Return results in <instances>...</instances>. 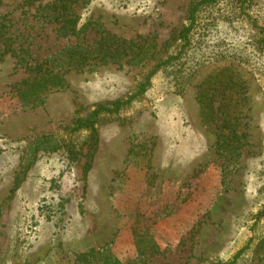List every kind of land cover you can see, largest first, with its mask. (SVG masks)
<instances>
[{
	"label": "rangeland",
	"instance_id": "1",
	"mask_svg": "<svg viewBox=\"0 0 264 264\" xmlns=\"http://www.w3.org/2000/svg\"><path fill=\"white\" fill-rule=\"evenodd\" d=\"M24 1L1 0L0 15L15 25L24 16L34 21L37 4L49 0ZM193 1L87 0L82 21L91 18L126 40L145 36L158 53L141 65L70 69L63 88L26 102L16 88L27 71L0 31V264H75V254L98 248L120 264H216L244 248L235 264H264V57L246 52L229 63L220 50L208 56L249 42L223 6L211 9L216 23L179 52L191 72L157 71L143 94L100 116L95 143L85 131L68 130L96 105L126 99L157 59L179 51ZM248 13L264 21V0H252ZM98 25L87 30L88 39ZM38 33L41 54L65 42L51 25ZM220 71L237 73L245 86L233 105L237 154L219 148L197 101L198 85ZM44 136L51 144L34 150ZM145 232L159 251L142 260L134 235Z\"/></svg>",
	"mask_w": 264,
	"mask_h": 264
},
{
	"label": "trees",
	"instance_id": "2",
	"mask_svg": "<svg viewBox=\"0 0 264 264\" xmlns=\"http://www.w3.org/2000/svg\"><path fill=\"white\" fill-rule=\"evenodd\" d=\"M39 1L25 0L24 4L32 5ZM86 2L87 0H49L45 3H38L35 15L32 16L36 20H28L24 16L18 25H15L12 18L0 15V31L3 30L1 37L4 39L3 42L6 41L5 47L14 53L16 65L24 68L28 74L16 88L17 97L21 101L26 102L34 99L45 90L63 88L65 74L70 69L92 67L96 64L109 62L141 65L158 53L154 42L145 36L140 35L137 38L126 40L108 33L91 18L82 21L81 9L84 8ZM251 3L252 0H196L191 2L188 8V23L180 30L177 37L181 41L179 51L165 59H157L158 61L146 72L143 80L136 85L134 92L126 99L115 100L108 104H98L86 116L74 119L68 126L69 132L73 134L85 131L88 133L90 141L95 143L97 140L96 125L100 116L106 113H117L136 96L143 94L149 87L151 76L157 71L170 66L178 73L191 72L193 66L185 65V61L179 58V52H182L181 49L185 47L192 46L191 40L196 34L208 31L210 26L216 23L210 16L213 7L223 6L228 16L227 20L245 31L249 42L245 45L228 43L211 50L208 56L212 58L219 54L218 50H220L225 55L224 60L227 59L229 63L239 62L238 60L246 52L252 59L255 55L264 57V21H260L248 13ZM22 13L25 14L27 11L23 10ZM47 24L53 27L56 37L65 39V42L58 45L57 49L41 54L38 51L42 47L37 39L38 28ZM94 25H98V35L88 39L86 37L87 30ZM16 38L20 41L19 43ZM244 87L242 79L232 71H220L198 85L197 101L201 107L202 118L211 124L217 132L219 148L222 147L223 151L224 147L232 148L229 154H237L240 145V135L237 131L238 120L234 115L233 105L239 98L240 88ZM49 139L48 136L42 137L36 145H33L34 150L51 144ZM67 146L71 154L78 153L77 145ZM55 148L56 143L51 149ZM19 181L20 175L17 172L13 184L16 185ZM260 213L264 214V208ZM134 240L137 253L142 257V260L145 255L149 256L159 251L158 245L148 238L146 232L143 235H134ZM145 241L148 243L146 250L142 247V243ZM243 250L244 248L240 249L231 260L219 261L216 264H235ZM75 264L120 263L110 254L109 250L98 248L75 254Z\"/></svg>",
	"mask_w": 264,
	"mask_h": 264
}]
</instances>
